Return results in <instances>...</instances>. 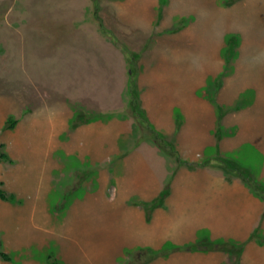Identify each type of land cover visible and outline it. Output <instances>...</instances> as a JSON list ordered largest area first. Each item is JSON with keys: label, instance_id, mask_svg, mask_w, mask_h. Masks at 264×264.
Instances as JSON below:
<instances>
[{"label": "rangeland", "instance_id": "obj_1", "mask_svg": "<svg viewBox=\"0 0 264 264\" xmlns=\"http://www.w3.org/2000/svg\"><path fill=\"white\" fill-rule=\"evenodd\" d=\"M110 1L114 3L115 18H118L119 3L124 4L122 7L126 11L133 8L134 0H0V146L4 145L0 151L12 160V163H0V183H4L9 196L15 197L7 202L17 204L23 218L26 211L32 212L28 215L27 224L30 222L29 230L33 231L37 241L28 248L27 238L23 242L17 240L18 245L12 240L6 247L3 238L7 237L8 242L16 229L11 226L13 215H2L1 250L11 257V264H23L25 256L32 258L37 253L45 257V264H48L51 254L61 264H149L167 257L172 251H179L176 247L162 251L167 254L156 259L151 256L152 252L138 259L140 250H155L150 244L152 239L158 238L153 235L157 233L158 224L144 229L141 221L125 208L104 212L94 201L97 193L94 182L88 185L90 196L85 197L83 187L87 178L103 169L109 170L112 165L104 163L92 167L91 155L86 154L109 147L113 143L112 136L118 137V133L112 131V121L124 118L133 121L131 140L124 141L122 136L119 137V141L125 144L123 148L131 150L141 142L154 145L156 137L168 144L165 151L161 150L171 163L168 181L181 166L191 169L215 166L231 181L234 176L246 177L250 168L254 169L261 163L252 147L245 145L237 156L219 157L205 163L185 161L176 146L152 126L147 114L148 120L138 114L137 117L133 115V102H138L143 108L138 86L141 54L128 47L140 49L136 42H144L150 35L151 32L145 30L148 16L142 7L139 12L128 11V21L123 24L126 29H119L128 44L125 47L110 27L114 23L110 19ZM160 1L158 17H161L166 4L165 0ZM195 1L196 7L189 9L190 15L178 18L172 30L163 31L166 26L161 23L155 27L154 32L159 29L168 35L180 33L193 24L191 37L180 39L188 43L177 44L174 49L173 45L169 47L162 42L163 45L154 47L156 49L145 57L150 72L155 71L154 84L162 85L160 90L165 93L159 106L166 101L165 97L167 104L172 102L174 96L178 97L176 93L183 89L194 108L189 115L191 128L185 130L184 136L191 133L192 137L190 135L187 139L194 142V132L198 131L196 138L209 142L215 134H220L219 116L233 105L228 103L230 95L233 96L230 94L222 99V103L227 99L225 110L218 106V96L226 81L229 82L227 89L234 90V104L242 103L249 110L248 113L239 111L237 119L243 126L250 123V129H255L252 117L257 116L258 129L260 125L264 133V104H261L260 112L254 114L255 96L250 92L252 85L258 83L264 100V0ZM176 9L173 5L167 15ZM196 30L197 34L194 33ZM154 32L147 43L154 42L157 37ZM174 64L179 68L176 75L172 68ZM214 68L216 71L221 69V73L205 85L200 84L205 79H199L197 90L194 81L197 76H205ZM153 92L161 93L159 88ZM210 107H215L217 113ZM208 110L215 114H209ZM229 120L232 121L231 118ZM9 121L15 124L13 129H7ZM89 124H94L96 131L85 138L78 133L75 135L77 129ZM180 124L178 121L179 127ZM231 130L229 127L230 135ZM144 153L147 158H152L150 162L157 163L155 154ZM80 156L87 158L82 166H78ZM165 167L163 162L160 168L164 170ZM114 189L112 184L104 189V194L108 196ZM160 199L161 196L157 201ZM75 201H78L76 205ZM163 201L164 198L160 205ZM33 203L37 204L36 208ZM127 206L142 207L149 217L155 208L153 204L135 199H131ZM240 211L226 206V223L234 234L233 226L240 223L235 217ZM170 226L175 231L176 226ZM253 238L258 239V230ZM60 245L70 255L68 262L59 255ZM135 246L140 248L133 251ZM237 246L241 258L246 245ZM166 264L201 263L167 260Z\"/></svg>", "mask_w": 264, "mask_h": 264}, {"label": "crops", "instance_id": "obj_2", "mask_svg": "<svg viewBox=\"0 0 264 264\" xmlns=\"http://www.w3.org/2000/svg\"><path fill=\"white\" fill-rule=\"evenodd\" d=\"M165 3V8L162 10L161 17H158L159 8H161L160 0H134L133 8L131 7L128 11L131 13H134V11L139 12L138 9L142 7L145 15L148 16V23L145 30L153 33L157 29H155V27L158 23L166 26L162 29L163 31L172 30L178 18L188 17L190 15L189 9L196 7L195 0H165ZM113 5L114 3L110 1L109 7L111 9H109L112 12L110 19L114 21V23L110 24V27L113 32L114 30L116 31L114 34L116 38H118L119 43L128 47L122 32L119 31V29H126L123 24L128 21V11L122 7L124 4L119 3L118 18H115ZM173 5L177 9L167 15L168 10ZM149 15L151 17H149ZM131 22H134V19L131 20ZM192 26L193 24H190L180 33H170L168 35L162 34L161 32L163 31H158V29L154 32L157 35L154 42L147 43V39L151 35L150 33L144 42H136V45L139 43L138 46H141L140 49L135 50L136 47H128L141 54L138 86L142 106L149 121L169 143H173L176 146L177 151L185 161L205 163L206 161H214L219 157L237 156L243 152L245 145L246 147H252L259 158H261V163L254 169L250 168L247 171L246 177L234 176L231 178V181H228L223 171L215 166L204 165L193 169L182 166L178 167L174 171L169 194L164 199L162 205L156 206L150 211L149 217L147 211L142 207L129 208L127 204L131 199L147 204H154L166 188L168 178L171 175V163L161 154V150L157 146L148 142H141L137 146L134 145L130 148L131 150L123 148L125 144L119 141V137L122 136L121 139L124 138V141H129L133 136V121L124 118L120 121H112L110 123L112 131L114 130L116 134L118 133V137L115 138V136H112L113 143L109 147L100 148L98 152L95 151L93 153L89 151L86 153L91 155L90 165L92 167L104 165V163H112V165L109 170L103 169L87 178L83 187L85 197L90 196L88 193V185L90 182H94L97 187V193L94 194V201L99 204V207L102 208L104 212H107L109 209L113 211L114 209L118 210L125 208V210H128L129 213H133L132 215L141 221L144 229L151 228L157 223V233L153 235H157L158 238L152 239V244H150L151 247L155 249V252H162L176 247L192 246L208 240L223 241L231 242L236 245H246L239 264H264V133L261 131L260 125L258 129L257 116L252 117L257 129H250V123L249 126H243V123L237 119L236 115L240 113L239 111L248 113L249 110H247L242 103L234 104V90H228L227 86L229 82L227 83L225 81L218 96V106L220 108L222 107V110H225L224 107L226 108L225 103L227 99H225L223 103L222 99L230 94L233 96L230 95L228 103L233 105L227 107L225 113L219 116L218 122L220 127H218V130L220 134H215L209 142H201L200 138H196L198 131H195V141H189L187 138H190L191 133H188L186 136H184V133L187 128H191L189 115H192L194 108H192L189 100H187L184 90L182 89L180 93H176L177 89H175L172 93H176L178 97L176 98V96H174L173 101L168 104V99L165 97L166 101H163V105L159 106L160 99H164L162 95L165 96V93H162L160 90L162 85L159 87V84H154L156 81V79H154L155 71L150 72V66L145 64L147 53L155 50L156 48L154 47L163 45L162 42L169 47L173 45L174 49H176L177 44L188 43V41H182L180 39L191 37L193 33ZM194 33L197 34L198 31L196 30ZM182 52H186V50ZM172 68L176 75L179 72V68L176 67L175 64L172 65ZM126 69L128 71V67ZM166 69H168V66ZM215 71L214 68L211 73H207L205 76L202 75L201 77L198 75L197 79L194 80L196 89L198 90L199 79H205L203 83H200L205 85L208 80L213 81V78L221 73V69ZM211 76L213 77L211 78ZM162 79L165 80L163 76ZM175 79L176 77H174V80ZM252 86L253 89L249 90L255 96L252 111L256 114V111L260 112V106L262 103L264 104V100L261 96V85L255 83ZM155 88H159L161 93L153 92ZM220 96L222 97L220 98ZM258 101H261V103ZM210 108L217 113L215 107ZM230 109H234V111L231 112L229 111ZM214 112L212 113L209 111L208 113L214 115ZM230 118L232 121L229 120ZM178 121H181L180 127L178 126ZM227 122L231 126L228 125ZM93 126L94 124H89L81 127L77 129L75 135L78 133L81 138H85L88 134L93 133L92 131H96ZM229 127H232L231 135L228 131ZM168 133L170 135H168ZM239 139L241 141L239 143L236 142ZM143 151H149L155 154L158 158H154V161L157 163L155 164V162L153 163V161H151L152 164L150 162L152 158H147V154ZM95 154L98 156L97 158ZM199 155H201V158ZM199 158L202 161H199ZM86 159L87 158L80 156V159H78V166L84 165L83 163L86 162ZM163 162L166 163V167L164 170H161L160 165ZM112 184L115 185L116 191L114 189V191L107 196L104 194V189L106 187L109 188ZM77 203L78 201L74 202L75 205ZM32 205L35 208L37 207L36 203ZM226 206H230L236 210V212L241 210L238 212L239 216L235 217L240 222L235 224L236 226H233L232 230H235V234L229 231V225L226 223ZM217 212L219 214H216ZM19 213L17 204L15 205L13 202L3 201L0 198V217L3 219L2 215H13L14 222L11 226L16 229V233L10 236L8 242L7 237L3 238V244L5 243V246L11 245L12 240H15L18 245L19 242L17 240L23 242V239L27 238V247L29 248L34 246L35 242H37L32 234L33 231L29 230L31 229L28 225L30 222L27 224L28 215L32 212L26 211L24 218ZM170 225L176 226L175 231L174 228L172 229L173 226ZM243 228H245V230ZM257 230L258 239H255L253 235ZM141 246L146 247L147 245L142 244ZM139 248L140 247L135 246L133 251ZM59 255L68 262L70 255L61 245L59 246ZM59 255L57 257H60ZM13 259L15 258L13 257ZM167 260L169 262H174L175 260L189 262L192 260L193 262L196 261L201 264H235L236 257L220 251L192 252L175 250L170 252L167 257L159 258L149 264H166ZM28 262L32 264H45V257L42 258L38 253L36 257L32 258L29 256L26 258L25 256L22 263L27 264ZM0 264L11 263L0 258Z\"/></svg>", "mask_w": 264, "mask_h": 264}, {"label": "trees", "instance_id": "obj_3", "mask_svg": "<svg viewBox=\"0 0 264 264\" xmlns=\"http://www.w3.org/2000/svg\"><path fill=\"white\" fill-rule=\"evenodd\" d=\"M138 101V100H137ZM132 107V113L133 115H139L142 116V118H145V120L147 119L146 117V112L143 108L140 107V104L138 102H133L131 104ZM137 117V116H136ZM148 120V119H147ZM15 127V124L11 121H9V123L7 124V129H13ZM154 145H156L160 150L165 151V148L168 146V144H166V142L163 140L162 142L156 137L153 140ZM4 145L0 146V149H3ZM3 162H10L12 163V160L10 159V157L4 153L0 151V163ZM173 177V175H172ZM172 177L169 179L167 186L164 190V192L161 195V201H157L153 204V206H158L160 205V203L162 202V199L166 198L167 195L170 192V187H171V181H172ZM0 198L4 201H10L13 200L15 197L13 195L9 196L7 194V192L4 189V183L1 182L0 183ZM2 248V241L0 240V257L5 260V261H11V257L3 252L1 250ZM240 248H238V246L234 243L231 242H215V243H210V242H205L202 244H198V245H192V246H187V247H182V248H178V250H186V251H224V252H229L232 255L236 256V264L240 263ZM153 253L151 256L153 257V259H156V257H159L161 255H165L167 253L165 252H155L154 250H149V249H142L139 251V258H141L144 254L147 255L149 253ZM48 264H61L57 258L55 257V255L51 254L48 257Z\"/></svg>", "mask_w": 264, "mask_h": 264}]
</instances>
